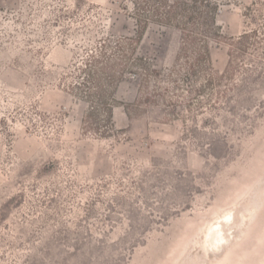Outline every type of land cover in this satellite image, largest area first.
Returning a JSON list of instances; mask_svg holds the SVG:
<instances>
[{
    "label": "rangeland",
    "instance_id": "obj_1",
    "mask_svg": "<svg viewBox=\"0 0 264 264\" xmlns=\"http://www.w3.org/2000/svg\"><path fill=\"white\" fill-rule=\"evenodd\" d=\"M0 264H264V0H0Z\"/></svg>",
    "mask_w": 264,
    "mask_h": 264
},
{
    "label": "bare ground",
    "instance_id": "obj_2",
    "mask_svg": "<svg viewBox=\"0 0 264 264\" xmlns=\"http://www.w3.org/2000/svg\"><path fill=\"white\" fill-rule=\"evenodd\" d=\"M229 220H230V217L226 218V220H223V222L228 223ZM219 227L220 226H217L215 230L213 229L210 235V242L214 248L220 244H223V240H224V238L222 237V231L220 230Z\"/></svg>",
    "mask_w": 264,
    "mask_h": 264
}]
</instances>
